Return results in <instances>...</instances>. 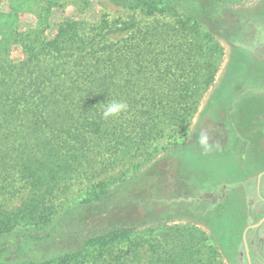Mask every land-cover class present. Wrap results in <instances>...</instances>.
Instances as JSON below:
<instances>
[{
    "label": "trees",
    "instance_id": "obj_1",
    "mask_svg": "<svg viewBox=\"0 0 264 264\" xmlns=\"http://www.w3.org/2000/svg\"><path fill=\"white\" fill-rule=\"evenodd\" d=\"M3 1L0 264H141L147 233L132 224L138 218L137 201L121 204L124 213L133 211L131 219L105 220L112 192L125 174L91 185L67 208L55 198L65 190V181L77 180L98 164L130 163L136 172L147 161L131 163L136 153L157 152L161 134L188 126L219 68L222 48L215 33L225 35L230 18L221 9L236 0H105L175 21L117 22L99 10L94 21L64 19L54 26L49 16L66 0H6L8 10L1 9ZM78 1L86 9L95 0ZM24 13L34 19L25 29L19 25ZM211 19L218 23L210 29ZM235 31L240 32L238 27ZM112 100L126 102L128 110L105 120L103 109ZM254 110L247 112L246 128L251 139L258 135L264 140V122L249 115ZM227 144L225 149L236 148L234 141ZM225 149L218 148L224 154ZM200 181V188L210 186V181ZM226 205L213 207L207 219H212L217 239L241 243L242 219ZM102 209H108L106 214L101 215ZM169 252L167 264H184L182 253ZM211 254L216 257L215 251Z\"/></svg>",
    "mask_w": 264,
    "mask_h": 264
},
{
    "label": "rangeland",
    "instance_id": "obj_2",
    "mask_svg": "<svg viewBox=\"0 0 264 264\" xmlns=\"http://www.w3.org/2000/svg\"><path fill=\"white\" fill-rule=\"evenodd\" d=\"M81 5L78 0H66L63 8L53 9L49 24L54 26L64 19L94 21L99 10L117 22L161 24L175 21L169 15L145 16L105 0H95L86 9L80 8ZM8 7L9 1L4 0L1 9L8 10ZM221 10L230 12L226 20L230 18L226 22L225 35L221 31L220 35L215 33L216 30L213 31L222 48L219 68L214 81L199 100L188 126L184 130L161 134L155 142L157 152L149 149L145 155L136 153L131 163L147 160L136 172L132 171L134 168H129L130 163H117L111 168H103L102 164H98L95 170H85L77 180L65 181V190L55 198V202H60L59 206L67 208L80 200L91 185L106 182L101 181L105 177L125 174L127 178L117 181L120 187L112 192L111 199L114 201L110 204V211L116 213L111 216L110 212L105 220L117 221L121 217L131 219L133 211L124 213L121 204L137 201L138 218L132 224L147 233L141 264H167L172 248L175 253L178 251L184 255L180 256V259L185 258L184 264H247L242 243H223L217 239L213 234L212 219H207V214L213 207L224 203V187L227 188L226 197L229 196L228 188L237 184L234 181L235 174L253 175L257 172L255 167L264 165V153H255L262 139L258 135L255 140L250 138L245 121L247 112L254 108L249 114L254 115L250 118L264 122V0H236ZM20 17V27L25 29L33 25L34 19L30 14L24 13ZM217 23V19L216 22L211 19L210 29L217 27ZM234 27L240 30L235 31L238 33L236 36H233L235 32H231ZM262 131L264 134V128ZM202 134L207 136L206 145L200 142ZM229 140L235 142V149H225ZM218 148L225 149L226 153ZM190 154L197 158H189ZM242 157L245 163L241 164V170L236 169L244 162ZM257 157L259 160L254 163ZM200 180L210 181V186L200 188ZM250 188L247 187V190ZM24 195H19L17 201ZM246 197L251 199L253 196L247 193ZM107 210L102 209L101 215L106 214ZM74 214L64 215L61 224ZM104 216L99 219L106 222ZM242 235L243 231L241 240ZM179 245L185 251L177 248ZM212 251H215L216 257L211 254ZM157 258L158 263H155ZM255 263L256 260L252 258L251 264Z\"/></svg>",
    "mask_w": 264,
    "mask_h": 264
},
{
    "label": "crops",
    "instance_id": "obj_3",
    "mask_svg": "<svg viewBox=\"0 0 264 264\" xmlns=\"http://www.w3.org/2000/svg\"><path fill=\"white\" fill-rule=\"evenodd\" d=\"M256 151L260 155L264 153L263 139ZM258 160V157L254 158V163ZM255 169L257 172L253 175L251 173L248 176H245L243 173L235 174L234 181H237V184L228 188L231 193H229L228 197H226V187L223 188L225 192L223 201L227 204L226 206L232 207L238 213L239 218L242 219L241 223L244 225L242 231H245L250 262L253 258L256 260L255 264H264V165H261L259 168L255 167ZM247 187H251L250 190H247ZM247 193H250L253 197L247 199ZM241 194L242 197H240ZM233 198L235 199L233 204H231ZM241 241L244 247L243 239Z\"/></svg>",
    "mask_w": 264,
    "mask_h": 264
},
{
    "label": "clouds",
    "instance_id": "obj_4",
    "mask_svg": "<svg viewBox=\"0 0 264 264\" xmlns=\"http://www.w3.org/2000/svg\"><path fill=\"white\" fill-rule=\"evenodd\" d=\"M128 110V105L126 102L119 100H112L111 102L106 103L102 117L105 120H111L120 117L122 114L126 113ZM201 144H207V136L202 134L200 138Z\"/></svg>",
    "mask_w": 264,
    "mask_h": 264
},
{
    "label": "water",
    "instance_id": "obj_5",
    "mask_svg": "<svg viewBox=\"0 0 264 264\" xmlns=\"http://www.w3.org/2000/svg\"><path fill=\"white\" fill-rule=\"evenodd\" d=\"M242 239H243V244H244V248H245L246 258H247L248 264H251L250 256H249V252H248L247 244H246V240H245V231L243 232Z\"/></svg>",
    "mask_w": 264,
    "mask_h": 264
}]
</instances>
